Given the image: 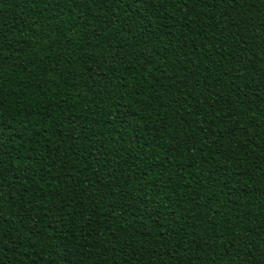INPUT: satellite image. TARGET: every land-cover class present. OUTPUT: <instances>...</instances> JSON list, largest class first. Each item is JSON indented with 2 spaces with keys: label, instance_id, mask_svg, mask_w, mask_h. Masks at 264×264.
Returning <instances> with one entry per match:
<instances>
[{
  "label": "trees",
  "instance_id": "1",
  "mask_svg": "<svg viewBox=\"0 0 264 264\" xmlns=\"http://www.w3.org/2000/svg\"><path fill=\"white\" fill-rule=\"evenodd\" d=\"M0 264H264V0H0Z\"/></svg>",
  "mask_w": 264,
  "mask_h": 264
}]
</instances>
